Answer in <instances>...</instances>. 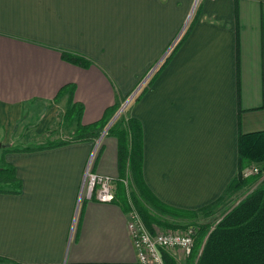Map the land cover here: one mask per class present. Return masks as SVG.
<instances>
[{
    "label": "crops",
    "instance_id": "crops-1",
    "mask_svg": "<svg viewBox=\"0 0 264 264\" xmlns=\"http://www.w3.org/2000/svg\"><path fill=\"white\" fill-rule=\"evenodd\" d=\"M194 3L0 0V139L44 135L34 144H8L23 149L69 138L75 121L70 131H49L68 101L67 94L54 97L67 85L82 105L81 124L98 121L115 104L119 110L177 39L125 115L140 121L142 175L160 202L184 211L214 202L237 172L239 133L264 131V0ZM63 52L89 65L70 63ZM93 147L91 141L4 154L22 191L0 194V257L20 264H137L127 210L117 201L87 199L77 208ZM92 172L121 177L115 136L101 138Z\"/></svg>",
    "mask_w": 264,
    "mask_h": 264
},
{
    "label": "trees",
    "instance_id": "trees-1",
    "mask_svg": "<svg viewBox=\"0 0 264 264\" xmlns=\"http://www.w3.org/2000/svg\"><path fill=\"white\" fill-rule=\"evenodd\" d=\"M172 54V53H171ZM170 57V56H169ZM169 57L158 67L146 87L135 98V102L152 84ZM62 58L70 63L85 67L89 62L81 55L63 52ZM70 86L69 92L67 91ZM73 85L61 88L54 101L68 95L64 111L57 115L62 123L76 122V128L69 138L49 142L45 146L23 149L2 145L0 153V194L17 195L22 183L16 176L15 167L4 160L7 152H30L73 143L95 141L106 127L110 117L118 110L115 104L107 108L102 117L91 124H81L82 105L73 102ZM118 141V166L120 178L114 180V201L125 210L132 206L140 216L146 229L154 234L155 229L195 228L194 246L189 258L190 264H264V131L238 136L237 172L224 192L214 202L195 211H184L160 202L146 186L142 175V130L140 121L129 115L119 118L108 130ZM99 154V149L96 158ZM95 158V159H96ZM257 166L258 173L243 178L246 167ZM127 180L124 185L122 180ZM252 187H254L252 189ZM244 192L245 197L220 215L216 222L198 223L200 217L207 220L222 208L234 194ZM219 210V209H218ZM199 224V225H198ZM165 264H175L169 254L162 251ZM0 264H20L0 257Z\"/></svg>",
    "mask_w": 264,
    "mask_h": 264
},
{
    "label": "built area",
    "instance_id": "built-area-1",
    "mask_svg": "<svg viewBox=\"0 0 264 264\" xmlns=\"http://www.w3.org/2000/svg\"><path fill=\"white\" fill-rule=\"evenodd\" d=\"M194 6L199 0H194ZM176 41L170 46L167 52L162 56V58L152 67V69L147 73V75L140 81L136 88L128 95L125 101L130 103L132 99L140 93L141 89L144 88L150 76L157 70L161 61L167 56L171 51ZM121 112V109H120ZM105 129L98 140L95 142L92 152L89 155L86 166L84 168L82 180L80 183V191L78 197L77 208L79 204L87 200H95L100 203H111L114 200V180L108 176L99 175L92 172V165L94 159L97 155L98 149L100 147L101 138L106 134ZM258 173V168L256 166L248 167L244 173L245 177H249ZM124 185L127 184L126 180H122ZM77 212V211H76ZM73 219V224L70 233V239L74 231L75 215ZM128 223L127 229L129 235L132 239L133 246L136 251L137 264H165L162 258L163 252H173L175 250L181 251L185 255H189L193 249L194 245V235L195 231L192 228L186 230L185 234L171 233H156L153 236L146 230L144 224L142 223L140 217L136 213L135 209L130 206L128 210Z\"/></svg>",
    "mask_w": 264,
    "mask_h": 264
},
{
    "label": "rangeland",
    "instance_id": "rangeland-1",
    "mask_svg": "<svg viewBox=\"0 0 264 264\" xmlns=\"http://www.w3.org/2000/svg\"><path fill=\"white\" fill-rule=\"evenodd\" d=\"M128 98V97H127ZM134 101V99H132V101L130 102V103H132ZM129 103V104H130ZM128 103H126L125 104V102L122 104V106L120 107V109H121V112L117 115V116H115V122L116 121H118L119 120V118L121 117V116H124L125 114H126V111H127V108H128V105H129ZM119 109V110H120ZM24 112L25 113H28L27 114V116H29L30 115V112L31 111H27L26 110V108H25V110H24ZM32 116V118L35 120V118L37 117V115H34V114H32L31 115ZM32 120V119H31ZM114 122V123H115ZM38 123V122H37ZM20 127H21V125L20 124H18L17 126H16V128H15V132H11V135H13L14 137L15 136H17L18 135V133H19V130H20ZM29 128V127H28ZM27 128V129H28ZM72 128V125L71 124H66V123H62L61 121H59V119H57V123L56 124H54V126L52 127V128H50V130L49 131H51V129H53L52 131L54 132V133H57L58 135L60 134V133H64V132H67V131H70V129ZM26 129V130H27ZM30 129V128H29ZM55 129V130H54ZM9 130H11V129H9ZM13 130V129H12ZM48 131V133H50ZM52 132V133H53ZM53 133V134H54ZM7 134H9V132H7ZM72 134V133H71ZM32 135L34 136V137H32ZM36 136V134H33V133H30V132H28V131H24V134L22 133V136H20V140H19V138H17V139H15V140H11V141H9L8 143H7V141H4L3 139L1 140L0 139V142H1V144L2 145H8V144H10V145H14V143L15 144H19V145H22V142H29V140L31 141V140H35V141H33V142H31L32 144H34L35 142H37L39 139H43L42 137L44 136H42V137H35ZM61 136H59V139H57V141H60V140H63V138H60ZM98 139H96L95 141H94V145H95V142L97 141ZM14 141V142H13ZM18 141H20V142H18ZM42 141H44V140H42ZM53 142H55L56 141V139H54V140H52ZM51 141V142H52ZM39 142H41V141H39ZM24 144V143H23ZM2 149V148H1ZM1 149H0V153H1ZM96 158V157H95ZM95 160V159H94ZM253 166H255V165H253ZM251 167V166H250ZM257 167V166H256ZM247 168L248 167H246L243 171H242V173H241V175H242V177L243 178H246L245 176H244V173L246 172V170H247ZM126 180V179H125ZM126 182H127V180H126ZM254 187H252V189H253ZM245 193L244 192H239L238 194H234L229 200H227L225 203H224V206L222 207V208H218L217 210H216V213L215 214H213V216H211L210 218H208L207 220H202L203 218L202 217H200L201 219H200V221L198 222L199 224L200 223H204V222H209V223H211V222H216L218 219H219V217H220V215H222L223 213H225L229 208H231V207H233L237 202H239L240 200H242L244 197H245ZM136 211V210H135ZM136 213H137V211H136ZM138 214V213H137ZM77 215H78V211L76 212V215H75V223H74V225L76 224V220H77ZM138 216H139V214H138ZM140 217V216H139ZM198 224V225H199ZM75 227V226H74ZM146 228V227H145ZM189 228H192V229H194V231H195V228L194 227H189V226H186V227H184V228H177V229H155V231H156V233H163V234H165V233H167L166 231H170L171 233H178V234H185L186 233V230L187 229H189ZM147 230V229H146ZM148 231V230H147ZM149 232V231H148ZM150 233V232H149ZM156 233H154V234H156ZM154 234H151L150 233V235H154ZM194 246V245H193ZM167 253V252H166ZM167 254H169L170 255V257L171 258H173L174 259V261H182V260H188L189 258H190V256H191V254H192V251H191V253L189 254V255H185V254H183L181 251H178V250H175V251H173V252H168ZM175 262V263H176Z\"/></svg>",
    "mask_w": 264,
    "mask_h": 264
},
{
    "label": "water",
    "instance_id": "water-1",
    "mask_svg": "<svg viewBox=\"0 0 264 264\" xmlns=\"http://www.w3.org/2000/svg\"><path fill=\"white\" fill-rule=\"evenodd\" d=\"M119 113H120V110H118V112L116 113L115 116H117ZM1 148H2V144H1V142H0V149H1Z\"/></svg>",
    "mask_w": 264,
    "mask_h": 264
}]
</instances>
